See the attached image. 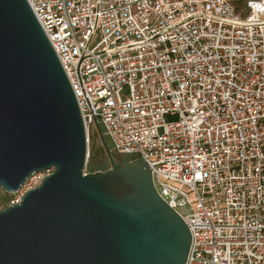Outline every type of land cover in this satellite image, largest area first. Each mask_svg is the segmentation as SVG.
Segmentation results:
<instances>
[{
  "label": "built area",
  "instance_id": "1",
  "mask_svg": "<svg viewBox=\"0 0 264 264\" xmlns=\"http://www.w3.org/2000/svg\"><path fill=\"white\" fill-rule=\"evenodd\" d=\"M27 2L88 145L97 124L146 164L188 226L186 264H264V0Z\"/></svg>",
  "mask_w": 264,
  "mask_h": 264
},
{
  "label": "water",
  "instance_id": "2",
  "mask_svg": "<svg viewBox=\"0 0 264 264\" xmlns=\"http://www.w3.org/2000/svg\"><path fill=\"white\" fill-rule=\"evenodd\" d=\"M93 163L75 95L27 0H0V264H186L188 226L136 155Z\"/></svg>",
  "mask_w": 264,
  "mask_h": 264
},
{
  "label": "flooded vegetation",
  "instance_id": "3",
  "mask_svg": "<svg viewBox=\"0 0 264 264\" xmlns=\"http://www.w3.org/2000/svg\"><path fill=\"white\" fill-rule=\"evenodd\" d=\"M91 143V160L93 163L96 164H103L105 160L104 152L102 147L100 146L101 141L97 135V133H94L90 136ZM100 142V144H99ZM108 146V145H107Z\"/></svg>",
  "mask_w": 264,
  "mask_h": 264
},
{
  "label": "rangeland",
  "instance_id": "4",
  "mask_svg": "<svg viewBox=\"0 0 264 264\" xmlns=\"http://www.w3.org/2000/svg\"><path fill=\"white\" fill-rule=\"evenodd\" d=\"M101 129H102V128H101ZM105 141H106V143H107V145H108V148H110V144H109L108 140L105 139ZM99 144H100V142H99ZM100 146L102 147L101 144H100ZM89 149L91 150V143H90V142H89ZM104 156H105V154H104ZM112 156H113L115 162H117L119 156H116V155H114V154H112ZM44 177H46V175H44L43 178H44ZM43 178H42V179H43ZM41 181H42V180H41ZM41 181H40V182H41ZM40 182H39V184H40ZM39 184H38V185H39ZM28 188H29L28 185H24V186L20 189L19 192L15 193V194H10V195H12V197H11V201H15V200L21 198V196H22L26 191H28Z\"/></svg>",
  "mask_w": 264,
  "mask_h": 264
},
{
  "label": "trees",
  "instance_id": "5",
  "mask_svg": "<svg viewBox=\"0 0 264 264\" xmlns=\"http://www.w3.org/2000/svg\"><path fill=\"white\" fill-rule=\"evenodd\" d=\"M110 149V148H109ZM12 195L3 192L0 189V211L7 208L11 202Z\"/></svg>",
  "mask_w": 264,
  "mask_h": 264
}]
</instances>
